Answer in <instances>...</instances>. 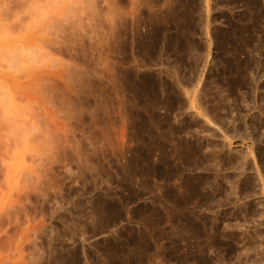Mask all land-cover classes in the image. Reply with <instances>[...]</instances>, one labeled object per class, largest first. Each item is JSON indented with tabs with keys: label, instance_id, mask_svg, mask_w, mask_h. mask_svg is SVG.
<instances>
[{
	"label": "rangeland",
	"instance_id": "obj_1",
	"mask_svg": "<svg viewBox=\"0 0 264 264\" xmlns=\"http://www.w3.org/2000/svg\"><path fill=\"white\" fill-rule=\"evenodd\" d=\"M204 4L0 0V264H264V0Z\"/></svg>",
	"mask_w": 264,
	"mask_h": 264
},
{
	"label": "bare ground",
	"instance_id": "obj_2",
	"mask_svg": "<svg viewBox=\"0 0 264 264\" xmlns=\"http://www.w3.org/2000/svg\"><path fill=\"white\" fill-rule=\"evenodd\" d=\"M133 1H134V0H133ZM203 2H204V1H203ZM208 3H209V0H205V4H207V6L209 5ZM135 4H136V3H135ZM205 4H204V5H205ZM132 5H133V2H132ZM207 6H206V7H207ZM205 35H206V33H205ZM210 39H211V38H210ZM209 44H211V43L209 42ZM152 46H153V45H152ZM210 47H211V46H210ZM211 50H212V49H211ZM208 51H209V50H208ZM209 52H210V51H209ZM209 52H208V53H209ZM208 53H207V54H208ZM205 55H206V54H205ZM209 55H210V54H209ZM209 55H208V56H209ZM206 56H207V55H206ZM209 57H210V56H209ZM206 61H207V58H206ZM205 64H206V63H205ZM207 64H208V62H207ZM205 66H206V65H205ZM195 70H196V69H195ZM198 71H199V69H198ZM203 71H204V70H203ZM197 74H198V73H197ZM200 74H202V73H200ZM204 74H205V73H204ZM204 74H203V75H204ZM194 75H195V73H194ZM203 75H200V76H201V79H202ZM193 77H194V76H193ZM195 77H196V75H195ZM183 78H185V77H183ZM183 78H182V81H183ZM197 78H198V77H196V79H197ZM191 79H193V78L190 77V79H187L186 84H184L185 86L187 85L186 88H188L189 85H190V87H191V84H192V86H193V83H192L193 81L191 82ZM198 79H199V78H198ZM175 80H176V79H175ZM194 80H195V79H194ZM177 81H180V80H177ZM177 81H176V82H177ZM182 81H181V82H182ZM185 81H186V80H185ZM185 81H184V83H185ZM181 82H180V83H181ZM195 83H197L196 86H198L199 83H201V81L197 80ZM195 83H194V85H195ZM177 84H178V86L180 85L178 82H177ZM202 84H203V83H202ZM184 85H183V87H185ZM180 86H181V85H180ZM199 86H200V85H199ZM193 87H194V86H193ZM181 88H182V86H181ZM186 88H185V89H186ZM196 88H198V87H196ZM185 89H183V91H184ZM194 89H195V88H194ZM199 89H200V88H199ZM114 90H116V89H114ZM186 90H187V89H186ZM188 90L191 91V89H188ZM195 90H196V89H195ZM195 90H192L191 93H190V91H189V93L191 94L190 97H192V98H191V100H189L188 97H187V100L189 101V102L187 101V102L189 103V104H188V109L191 110V111L194 113V116H195V114L197 115L196 118H197L198 116L201 118V119H200V118L197 119V121L200 120V122L204 123V125H206V126H211V125H212L213 127L216 126V124L214 125V123H213L214 120L212 121L211 119H212V117H213V119H215V121H216L217 119L219 120V118L216 119V118H214V117H218V116L221 117V116H220L221 114H220V115H217V113L215 114L214 112H215V111H216V112H219V111H220V106H221V105H219V111L213 109V110H215V111L213 112V113H214L213 116H212V117H208L209 115H207V114H208V111H209V110L207 111V113H206V111L203 110V109L206 108V107H205V108H202V107L205 106V105L203 104V101H201V102H202V104H203L204 106H203V105H202V107L199 106V105H201L200 102H199L198 100L196 101V97H198V96H196V95L194 96V94H193ZM198 91H199V90H198ZM184 93H185V91H184ZM186 93H187V95H186ZM186 93H185V95H186V96H189V95H188L189 93H188V92H186ZM172 94H173V93H172ZM198 94H199V92H198ZM177 95H178V94H177ZM177 95H176V98L179 100V99H180V96L178 95V96H179V98H178ZM183 95H184V94H183V92H182V96H183ZM185 95H184V97H186ZM192 95H193V96H192ZM170 97H171V96H170ZM173 97H174V96H173ZM173 97H171V98H173ZM199 98H200V94H199ZM177 99H174V100H177ZM184 99H185V98H184ZM197 99H198V98H197ZM170 100H171V99H170ZM174 100H173V101H174ZM178 100H177V101H178ZM177 101H175V103H176ZM179 101L181 102V99H180ZM182 101H185V100H182ZM171 102H172V101H171ZM180 102H179V103H180ZM197 102H198V103H197ZM219 102L221 103V100L218 101V103H219ZM179 103H176V104H177V109H179L178 105H181L182 103L184 104V102H182V103H180V104H179ZM222 103H224V102H222ZM173 104H174V102H173ZM186 104H187V103L185 102V105H183V106L181 105V107L184 108V107L186 106ZM174 106H176V105H174ZM198 106H199V107H198ZM217 107H218V106H217ZM175 108H176V107H175ZM186 108H187V107H186ZM199 108H202V110H200ZM221 108H222V107H221ZM177 109H176V110H177ZM180 109H181V108H180ZM180 109H179V110H180ZM188 109H187V110H188ZM217 109H218V108H217ZM223 109H224V108H222V110H223ZM189 110H188V111H189ZM206 110H207V108H206ZM211 110H212V109H211ZM184 111L186 112L185 109H184ZM209 112H211V111H209ZM186 113H187V112H186ZM183 114H184V113H183ZM190 114L192 115V113H190ZM218 114H219V113H218ZM186 115H187V114H186ZM211 115H212V114H211ZM216 115H217V116H216ZM188 117H189V116H188ZM190 117H191V116H190ZM190 117H189V118H190ZM210 118H211V119H210ZM220 119H221V118H220ZM224 119H225V118H224ZM191 120H192V119H191ZM193 120H194V119H193ZM193 120H192V121H193ZM201 120H202V121H201ZM215 121H214V122H215ZM222 121H223V120H222ZM222 121H221V122H222ZM193 122H194V121H193ZM221 122H220V123H221ZM223 122H224V121H223ZM195 123H197V122H195ZM202 123H197V124H200V125H201ZM216 123H217V121H216ZM197 124H196V125H197ZM208 124H209V125H208ZM202 125H203V124H202ZM202 125H201L200 127H202ZM197 126H198V128H199V125H197ZM219 126H220V125H219ZM213 127H212V128H213ZM223 127H224V125H223ZM186 128H187V127H186ZM189 128H190V127H189ZM205 128L207 129L208 127H205ZM212 128H210V129H212ZM224 128H225V127H224ZM227 128H228V127H227ZM227 128H226V129H227ZM181 129H182V128H181ZM202 129H204V127H202ZM202 129H201V132H202V131H207V132H208V130H205V129L202 130ZM208 129H209V128H208ZM232 129H234V128L232 127ZM182 130H183V129H182ZM188 130H189V129H188ZM213 130H214V129H213ZM179 131H180V130H179ZM183 131H184V130H183ZM214 131H215V130H214ZM230 131H231V130H230ZM207 132H205V133L207 134ZM209 132L211 133V136H212V135H215V134H212V133H213L212 131H209ZM209 132H208V134H210ZM220 132H221V131H220ZM222 132H223V131H222ZM227 132H228V131H227ZM233 132H234V130H233ZM232 135H233V134H232ZM239 135H240V134H239ZM209 136H210V135H209ZM209 136H208V137H209ZM211 136H210V137H211ZM208 137L206 138V136H205L204 138L208 140ZM224 137H225V136H224ZM224 140H225V139H224ZM224 140H223V142H224ZM228 140H229V142H230V139H229V138L227 139V141H228ZM180 141H181V140H180ZM196 141H199V140L196 139ZM202 141H203V140H202ZM209 141H212V140H209ZM178 142H179V141H178ZM186 142H188V141H186ZM186 142H185V143H186ZM216 142H217V141H216ZM176 143H177V142H176ZM176 143H175V144H176ZM181 143H182V142H180V145H181ZM185 143H182V145L184 144V146H183L182 148L179 147V149L181 150L180 152H182V153L180 154V155L182 156L181 158L183 159L184 162H187V163H188V165H187V163H186V165L190 167L191 163H193V164H194V165H193V166H194V169L196 168V170L199 169L200 171H205V170H206V172H207V170H209V167H210L211 165H210L209 162H208V163H209V166H208V164H206L207 161H206V159H204V158H207V157H205V156H206V154H204L205 151H202V149H203V148H202V145H201L202 143L200 144V143L196 142V143L193 144V142H192V143H191V142H190V143L188 142V143H186V145H185ZM207 143H208V142H207ZM207 143H206V144H207ZM212 143L215 144V142H213V141H212ZM206 144H205V146H206ZM214 144H213V146H212V144H209V145H211V146H209V145H208V146H209V147H213V148H215V149H217L218 147L220 148V146H217V147H216V145H214ZM217 144H218V143H217ZM230 145H231V144H230ZM208 146H206V147L208 148ZM222 147H223V146H222ZM173 148H174V146H173ZM204 148H205V147H204ZM207 148H206V149H207ZM176 149H177V148H176ZM179 149H178V150H179ZM208 149H210V148H208ZM208 149H207V150H208ZM215 149H214V150H215ZM203 150H204V149H203ZM211 150H212V149H211ZM221 150H222V149H221ZM221 150H220V151H221ZM250 151H253V150H250V148H249V151H248V152H250ZM209 152H210V151H209ZM246 152H247V151H246ZM174 153H175V152H174ZM240 153H241V152H240ZM242 153H243V152H242ZM175 154H176V153H175ZM212 154H213V151H212ZM250 154L253 155L251 152H250ZM250 154H249V155H250ZM164 155H165V153H164ZM164 155H162V157H163ZM172 155H174V154H172ZM178 155H179V154H178ZM180 155H179L178 157H180ZM238 155H239V154H238ZM246 155H247V153H246ZM249 155H248V156H249ZM210 156H211V155H210ZM212 156H213V155H212ZM215 156H216V155H215ZM165 157H166V156H165ZM165 157H164V158H165ZM167 157H168V156H167ZM178 157L174 156V159H175V158L179 159ZM239 157H240V156H239ZM164 158H163V160H164ZM216 158H218L219 160H218V162H216V161H214V162H216V164L218 163L217 165H219V168H220V165L222 166V164H223V165L225 164V163H222V162H225V160L223 161V160L221 159V160H222V161H221L219 155L216 156ZM240 158H241V160H242V162H243V158L245 159L246 156L244 155L243 157H240ZM240 158H239V159H240ZM177 159H176V161H180V160H182V159H180V160H177ZM214 159H215V158H214ZM233 159H234V158H233ZM233 159H232V160H233ZM239 159L237 158L236 161H234L235 163L232 161L234 164H233L232 162H229V161H228V162H229V164L231 163V164H230L231 167L236 168V167L238 166L239 162H240ZM169 160H170V159H169ZM216 160H217V159H216ZM229 160H230V159H229ZM253 160H254V158H253ZM166 161H167V160H166ZM166 161H165V162H166ZM172 161H173V160H172ZM176 161L174 160L173 162H176ZM208 161H209V160H208ZM226 161H227V159H226ZM230 161H231V160H230ZM244 161H245V160H244ZM212 162H213V161H212ZM228 162H227V163H228ZM168 163H169V162H168ZM170 164H171V163H169V165H170ZM172 164H173V163H172ZM179 164H181V163H179ZM216 164H215V165H216ZM240 164H241V165H239V166H243L244 162H243V163H240ZM182 165H184V164H182ZM186 165H184V166L186 167ZM170 166H172V167L174 168V167L176 166V164H175V166H174V164H173V165H170ZM170 166H168V167H170ZM199 166H201V167L199 168ZM189 167H187V169H188ZM215 167L217 168V166H215ZM243 167H244V166H243ZM243 167H242V169H243ZM175 168H178V166H176ZM197 168H198V169H197ZM192 169H193V168H192ZM237 169H239V168H237ZM240 169H241V168H240ZM240 169H239V170H240ZM188 170H191V167H190ZM210 170H211V169H210ZM213 170H214V169H213ZM242 171H243V170H242ZM174 172H175V171H174ZM176 172H177V171H176ZM177 173H178V172H177ZM177 173H175V174H177ZM258 174H259V173H258ZM196 177H197V175H196ZM196 177L194 178V176H193V177H192V178H193L192 180H190V178H189V180H190V181H189V184L186 182V183L188 184L187 187H189V189H188L189 192H188V193L191 194V196H189V197H192V196H195V197H196V196H200L199 186L202 185V184L205 185V184H204V183H205V180H204L203 178H201V179L198 180L199 177H198L197 179H196ZM187 180H188V179H187ZM187 180H186V181H187ZM200 180H201V181H200ZM223 180H224V179H223ZM260 180L262 181V177H261ZM229 181H230V180H229ZM183 182H185V181L183 180ZM231 182H232V181H231ZM186 183H185V184H186ZM183 184H184V183H183ZM185 184H184V185H185ZM187 184H186V185H187ZM231 185H232V184H231ZM262 185H263V187H264V183H263ZM232 186H233V185H232ZM179 187H180V186H179ZM201 187H203V186H201ZM233 187H234V186H233ZM233 187H232V188H233ZM183 188H184V187H183ZM234 189H235V187H234ZM263 189H264V188H263ZM184 190H187V189H184ZM201 190H202V188H201ZM182 191H183V190H182ZM203 192H204V191H203ZM203 192H202V193H203ZM235 192H236V191H235ZM232 193H234V191H233ZM229 194H230V193H228V196H229ZM230 195H231V194H230ZM204 197H206V196H204ZM196 198H198V197H196ZM227 198H228V197H227ZM185 199H187V198H184V200H185ZM202 199H204V198H202ZM179 200H180V199H179ZM182 200H183V199H182ZM191 200H192V199H191ZM191 200H190V201H191ZM193 200H194V199H193ZM196 200H197V199H196ZM199 200H200V199H199ZM199 200H198V201H199ZM226 200H227V199H226ZM187 201H189V200H186V201H184V202H187ZM194 201H195V200H194ZM201 201H202V200H201ZM199 202H200V201H199ZM188 203H189V202H188ZM193 203H194V202H193ZM189 204H190V203H189ZM189 213L191 214V211H190ZM182 214H184V213H182ZM190 214H189V215H190ZM180 217H181V216H180ZM187 217H188V215H187ZM187 217H186V218H187Z\"/></svg>",
	"mask_w": 264,
	"mask_h": 264
}]
</instances>
